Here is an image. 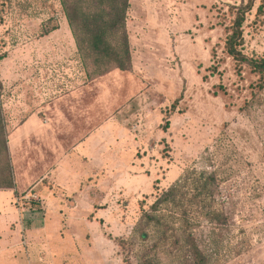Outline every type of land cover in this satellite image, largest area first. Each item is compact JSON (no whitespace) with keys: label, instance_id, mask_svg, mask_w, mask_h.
I'll use <instances>...</instances> for the list:
<instances>
[{"label":"rangeland","instance_id":"rangeland-1","mask_svg":"<svg viewBox=\"0 0 264 264\" xmlns=\"http://www.w3.org/2000/svg\"><path fill=\"white\" fill-rule=\"evenodd\" d=\"M64 1L77 0L0 6L14 186L0 188V264H128L119 239L191 169L218 170L216 206L231 212L227 225L196 223L202 250L214 264H264V90L241 109L258 75L224 49L231 6L247 0H128L131 64L101 75L79 51ZM254 19L255 8L242 50L261 56L264 23ZM30 116L37 124L12 139ZM133 244L130 264H141L143 244ZM153 253L152 264H171L163 247Z\"/></svg>","mask_w":264,"mask_h":264},{"label":"trees","instance_id":"trees-1","mask_svg":"<svg viewBox=\"0 0 264 264\" xmlns=\"http://www.w3.org/2000/svg\"><path fill=\"white\" fill-rule=\"evenodd\" d=\"M9 0H0V6ZM247 0L238 6H231L234 17L226 36L224 49L239 67L247 65L258 75L252 97L241 109H246L258 101L257 94L264 90V53L249 56L242 50L244 43V23L247 15L255 8L254 22L264 23V0ZM108 6V10L104 8ZM82 0L63 2L64 12L79 51L96 64L94 75H101L112 68L126 70L131 64L130 49L125 33V14L128 0H97L102 6L99 11L88 9ZM1 20V17H0ZM56 28V27H55ZM54 30V28H53ZM6 57L0 54V61ZM3 85L0 80V188H13L9 165V148L2 118ZM222 177L216 169L186 170L182 178L163 189L155 201L141 214L130 238H120L124 260L130 264V254L134 241L142 242L138 259L141 264H152L156 259L153 251L163 247V255L171 264H214L211 256L198 244L195 226L200 220L209 224L227 225L231 212L225 211V204L217 207L218 187ZM218 195V197H217ZM153 229V243L147 244ZM153 250V251H152Z\"/></svg>","mask_w":264,"mask_h":264},{"label":"crops","instance_id":"crops-1","mask_svg":"<svg viewBox=\"0 0 264 264\" xmlns=\"http://www.w3.org/2000/svg\"><path fill=\"white\" fill-rule=\"evenodd\" d=\"M27 125H23V126H19V128L17 129L16 132L13 133L12 135V139H17L18 142H21L23 138L26 137V135L30 132V128L33 126V125H36L37 124V118H35L34 116H30L28 119H27ZM22 127V128H21ZM8 144V143H7ZM10 151H12L11 149V144L9 143V147ZM6 193V197L8 198V195L7 194H10L9 191H4Z\"/></svg>","mask_w":264,"mask_h":264}]
</instances>
